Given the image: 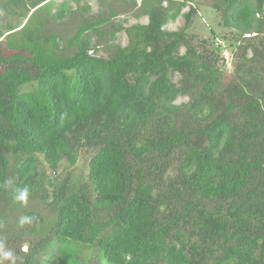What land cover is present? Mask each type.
Segmentation results:
<instances>
[{
	"label": "trees",
	"instance_id": "16d2710c",
	"mask_svg": "<svg viewBox=\"0 0 264 264\" xmlns=\"http://www.w3.org/2000/svg\"><path fill=\"white\" fill-rule=\"evenodd\" d=\"M213 1L239 37L230 81L218 67L221 46L200 53L191 44L195 8L167 32L182 5L148 7V23L128 28V45L107 58L89 35L102 22L79 28L71 56L57 54L58 36L42 33L39 15L63 18L67 2L5 4L17 19L0 23V200L16 208L13 191L27 186L29 198L56 208L49 223L29 214L36 220L25 230L41 244L26 262L44 245V264H83L80 248L108 264H264V69H253L264 63V0ZM180 94L190 97L183 109ZM82 148L93 150L87 183L69 192L56 184L50 199L38 165L70 167ZM147 157L159 170L151 182L133 168Z\"/></svg>",
	"mask_w": 264,
	"mask_h": 264
},
{
	"label": "rangeland",
	"instance_id": "374dc122",
	"mask_svg": "<svg viewBox=\"0 0 264 264\" xmlns=\"http://www.w3.org/2000/svg\"><path fill=\"white\" fill-rule=\"evenodd\" d=\"M9 0H0V23L5 25V22H13L17 19L16 16L10 15L6 10L5 4ZM68 3L66 15L63 18L57 20L52 16L46 14H40V17H45L42 33L44 34H56L58 36L57 43L59 50L57 54L62 57L71 56L76 50V46L71 45L69 41L77 33L79 28L83 24H98L97 32H89L91 35L93 46L96 48L98 55L103 57H110L115 52L116 46L126 47L129 39L126 30L136 24H147L149 19L146 14V9L154 5L156 7H163L170 13H174L179 5L180 12L176 19L169 20L164 25V30L167 32H176L181 30L185 25V15L191 8H195L197 13L192 18L191 28L188 30V35L192 46L195 47L200 53H203V49L212 51L217 49V46H221L217 53L220 54L218 59V67L222 69L225 81H230L235 67L239 63V56L241 54L238 49V33L233 28H228L224 25L221 11L214 8L213 0H57V7L61 3ZM53 8L52 13H56V8ZM114 34V38H112ZM250 35H246L248 37ZM253 36V35H251ZM227 40H230L227 41ZM203 41H207L206 45L202 44ZM230 43H235L236 46L231 47ZM253 49V48H252ZM180 55H185L186 48L183 46L179 51ZM251 56V51H249ZM255 68L257 70H255ZM253 69L256 72H260L264 69V63H257L253 65ZM254 72V71H253ZM255 73V72H254ZM172 82L180 87L182 84V77L177 73H171ZM257 85V84H256ZM264 89V83H262ZM259 89V86H255ZM23 90H29V87H25ZM190 102V97L180 94L176 99V105L180 108H184ZM78 159L75 164L70 167H66L64 162L59 170L56 172H49L46 165L40 164L37 167L39 173H47V189L49 191L50 199L53 194L58 190L56 184L61 187L65 186L68 192L76 187V190L82 189L88 180V164L92 157L93 150L82 148L76 152ZM42 161V160H41ZM141 166L145 169L146 180L149 181L151 176L157 174L152 173L151 157H147L144 165L142 163H133V168L139 169ZM65 167V168H64ZM14 171L11 169L10 174ZM176 166L168 169L164 175V180L168 185L169 181L175 178ZM17 176H15V180ZM52 181V184H49ZM166 188V187H164ZM74 189V190H75ZM11 197L0 200V240H3L6 247L12 249L18 257L16 264H44L46 260V254L49 250H40L39 253H31L30 261L26 262L28 253L31 249L38 246L40 243V237H35L28 234L25 229H30V225H26L21 228L17 224V220L22 215H28L32 213L37 214L44 220V223H49L56 213L55 207H49L46 205L42 198L31 199L28 198L27 205H22L18 202L17 207L12 209L13 202ZM4 215V216H3ZM2 217L4 219H2ZM50 238H48L49 240ZM45 242V240H44ZM28 245V252L21 251L22 245ZM47 248V245H46ZM35 250V249H34ZM81 260L87 261L88 264H108L105 259L101 257L97 259V250L88 251L87 249H81L79 251ZM26 263H25V262ZM3 264H10L9 261H4Z\"/></svg>",
	"mask_w": 264,
	"mask_h": 264
},
{
	"label": "clouds",
	"instance_id": "9594fccd",
	"mask_svg": "<svg viewBox=\"0 0 264 264\" xmlns=\"http://www.w3.org/2000/svg\"><path fill=\"white\" fill-rule=\"evenodd\" d=\"M13 183L14 182L11 178H6L3 186L5 188H8L11 187ZM29 195H30V190L27 186L16 187L13 191V200L22 205H27ZM35 220H36L35 216L22 215L18 218L17 224L19 227L23 228L26 225H31ZM21 251L27 253L28 245L27 244L22 245ZM18 259L21 258L18 257L12 249L7 248L3 240H0V264H3L4 261H9L10 264H16Z\"/></svg>",
	"mask_w": 264,
	"mask_h": 264
},
{
	"label": "water",
	"instance_id": "95a60500",
	"mask_svg": "<svg viewBox=\"0 0 264 264\" xmlns=\"http://www.w3.org/2000/svg\"><path fill=\"white\" fill-rule=\"evenodd\" d=\"M96 57H100V56H97V55H96Z\"/></svg>",
	"mask_w": 264,
	"mask_h": 264
}]
</instances>
